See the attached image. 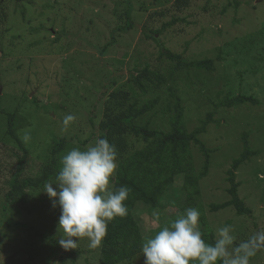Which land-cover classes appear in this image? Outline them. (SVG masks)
Listing matches in <instances>:
<instances>
[{
  "label": "rangeland",
  "instance_id": "374dc122",
  "mask_svg": "<svg viewBox=\"0 0 264 264\" xmlns=\"http://www.w3.org/2000/svg\"><path fill=\"white\" fill-rule=\"evenodd\" d=\"M172 2L0 0V264H99L100 247L89 248L87 238H80L76 249L60 246V209L52 207L44 185L10 190L23 178L39 174L58 139L66 145L56 174L60 158L71 148L93 143L112 91H126L129 102L139 104L158 98L136 123L148 122L150 128L164 131L172 106L168 86L181 98L188 131L212 108L211 102L226 93L255 98L256 104L218 108L213 117L217 123L208 124L199 135L211 153L194 202L202 205L214 239L216 228L225 224L234 226L237 243L264 231V0H189L179 11ZM168 22L172 24L166 26ZM161 26L156 41L144 38V27ZM160 46L186 59L212 58L213 68L173 71V62L159 55ZM145 65L173 74L159 87L142 79L146 90L140 91L133 77ZM5 112L16 116L15 134L24 149L9 137ZM68 114L76 119L65 128ZM245 131L249 145L259 153L237 168L236 181L238 195L251 213L238 216L231 206L210 212V203L228 199L226 171L242 150ZM127 145V153L138 159L136 171L152 173L158 180L157 189L152 187L160 194L159 206L139 202L134 208L144 241L188 208L187 190L181 173L157 169L141 157L144 141L128 135ZM189 149L198 171L203 157L196 144ZM144 259L140 251L117 264H144ZM250 264H264V250Z\"/></svg>",
  "mask_w": 264,
  "mask_h": 264
},
{
  "label": "trees",
  "instance_id": "16d2710c",
  "mask_svg": "<svg viewBox=\"0 0 264 264\" xmlns=\"http://www.w3.org/2000/svg\"><path fill=\"white\" fill-rule=\"evenodd\" d=\"M189 0H173L172 7L177 11L188 5ZM130 4L126 7V19H129ZM128 26H131L129 20ZM172 22L175 20H171ZM168 22L165 25H171ZM161 28L143 29V36L146 40H157L158 33ZM7 31V29H6ZM159 55L173 62L172 70L178 69H212L214 59L205 57L200 59H186L180 52H174L163 46L159 47ZM161 73L158 70L145 65L138 70V75L133 77L135 85L140 91L146 90V83H150L155 87L165 85L168 77L173 74ZM142 79L146 82L143 83ZM168 95L171 98L172 106L170 115L167 119L168 130L164 131L158 128H150L148 122L145 124L136 123V119L151 111L157 104L158 98L146 100L139 104L136 100H128V92L112 91L109 93L108 104L106 105L103 115L97 125V136H106L107 139L116 146L118 156V170L114 176L116 185H126L131 189L128 199L124 202L128 208V214L125 217L114 218L107 227L105 237L102 239L100 246L99 264H117L123 260H130L133 256L141 251L143 237L140 227L134 216V208L137 203L142 202L149 207L155 208L159 204L157 200L160 194L157 189L158 180L154 175H144L141 171H136L140 167L137 162V157L134 154H128L127 136H134L146 143V147L141 157H146L152 161V165L157 169L171 168L172 170L181 173L183 177V186L187 190L185 197V206L197 208L201 212L200 226L204 232V238L212 242L213 232L209 227L206 217L203 213L202 205L194 202L199 197L200 192L198 182L206 176L210 165L211 150L205 146V143L199 138V135L205 132L206 127L210 123H217L214 117L215 112L220 107H231L245 102L256 104L257 100L250 95L242 93L232 94L226 93L216 101H212V108L208 110L203 118L198 122V125L191 131H188L184 126L182 119L183 108L181 106V98L176 94L171 86L167 87ZM113 103V105H110ZM7 118V133L9 137L22 149L23 142L19 140L15 132L19 127L14 113L5 112ZM242 150L238 157H235L230 167L226 171V181L228 187L226 192L228 199L221 202L210 203L208 209L210 212L223 209L231 206L235 214L249 215L251 209L245 205L243 200L238 195L239 182L236 181V170L244 162L249 161L253 156H256L259 151L253 149L249 145L248 132L241 133ZM196 144L200 151L203 160L198 171L195 170L191 153L190 144ZM66 142L63 138L55 141L50 150V161L46 163L39 174L35 177L23 178L21 183L14 184L10 193L16 189L25 187L39 188L55 177L59 154L63 151ZM8 196V195H6ZM42 237L47 235L41 234Z\"/></svg>",
  "mask_w": 264,
  "mask_h": 264
},
{
  "label": "clouds",
  "instance_id": "9594fccd",
  "mask_svg": "<svg viewBox=\"0 0 264 264\" xmlns=\"http://www.w3.org/2000/svg\"><path fill=\"white\" fill-rule=\"evenodd\" d=\"M75 119L73 114L66 115L65 128ZM117 156L116 146L106 136H97L93 143L73 147L63 155L55 180L44 184L52 207L60 209L58 242L63 249L78 248L80 238H87L91 249L100 247L108 224L128 214L124 202L131 189L114 183ZM200 216L197 208H186L166 220L154 235L146 236L141 245L144 264H250L264 250V231L237 243L231 224L217 227L215 239L207 241Z\"/></svg>",
  "mask_w": 264,
  "mask_h": 264
}]
</instances>
